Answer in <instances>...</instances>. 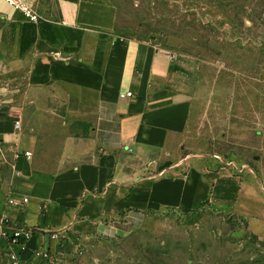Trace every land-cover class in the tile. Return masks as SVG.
<instances>
[{
  "label": "crops",
  "instance_id": "0c3cea01",
  "mask_svg": "<svg viewBox=\"0 0 264 264\" xmlns=\"http://www.w3.org/2000/svg\"><path fill=\"white\" fill-rule=\"evenodd\" d=\"M23 1L37 21L0 0V222L32 231L21 264H73L92 240L203 206L264 239L252 169L185 151L194 56L118 27L107 0Z\"/></svg>",
  "mask_w": 264,
  "mask_h": 264
},
{
  "label": "rangeland",
  "instance_id": "374dc122",
  "mask_svg": "<svg viewBox=\"0 0 264 264\" xmlns=\"http://www.w3.org/2000/svg\"><path fill=\"white\" fill-rule=\"evenodd\" d=\"M115 23L199 62L186 152L251 168L264 183V0H107ZM73 264H264V239L234 213L165 210Z\"/></svg>",
  "mask_w": 264,
  "mask_h": 264
},
{
  "label": "built area",
  "instance_id": "2783aa9c",
  "mask_svg": "<svg viewBox=\"0 0 264 264\" xmlns=\"http://www.w3.org/2000/svg\"><path fill=\"white\" fill-rule=\"evenodd\" d=\"M9 6L20 11L25 18L30 21H37L40 17L33 8L25 3L23 0H3ZM121 98L132 97L131 92L121 93ZM15 127L19 128V122L15 123ZM26 155L29 157L31 155L30 152H27ZM8 203H13L12 199L8 200ZM32 236V231L25 227H16L8 224V222H0V239L5 240L8 251V264H21L20 257L18 252L13 248L15 245H19L21 247L24 246V242L27 241Z\"/></svg>",
  "mask_w": 264,
  "mask_h": 264
}]
</instances>
